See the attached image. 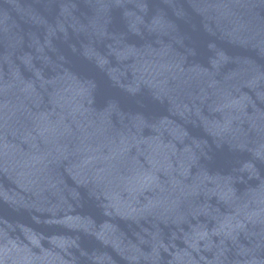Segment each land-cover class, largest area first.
<instances>
[{"label": "water", "instance_id": "water-1", "mask_svg": "<svg viewBox=\"0 0 264 264\" xmlns=\"http://www.w3.org/2000/svg\"><path fill=\"white\" fill-rule=\"evenodd\" d=\"M181 0H0V125L60 75Z\"/></svg>", "mask_w": 264, "mask_h": 264}]
</instances>
